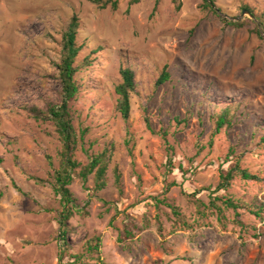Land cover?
Masks as SVG:
<instances>
[{"label": "rangeland", "instance_id": "rangeland-1", "mask_svg": "<svg viewBox=\"0 0 264 264\" xmlns=\"http://www.w3.org/2000/svg\"><path fill=\"white\" fill-rule=\"evenodd\" d=\"M156 1H121L113 11L89 0H0V264H264V223L249 212L227 211V228L210 216L174 233L161 203L195 224L198 200L208 206L237 162L260 180L235 176L213 196L264 200V0H210L215 14L204 0H160L153 13ZM245 6L254 18L236 21ZM74 16L84 49L70 107L84 137L65 245L54 192L62 146L54 123L28 110L60 103L56 63ZM122 67L136 74L129 123L116 109ZM165 70L171 79L157 86ZM239 103L233 127L214 135V117ZM104 152L106 186L97 190L96 171L86 181L80 174ZM98 238L100 256L88 249Z\"/></svg>", "mask_w": 264, "mask_h": 264}, {"label": "trees", "instance_id": "trees-1", "mask_svg": "<svg viewBox=\"0 0 264 264\" xmlns=\"http://www.w3.org/2000/svg\"><path fill=\"white\" fill-rule=\"evenodd\" d=\"M92 4L97 5L102 9L110 8L113 11L119 9L121 1L126 0H89ZM178 0H175L177 2ZM141 0H129L130 6L137 5ZM160 4V0L156 1V5L153 13H155ZM215 5V2H212ZM180 8V6H178ZM204 9L210 13L215 14L213 6H211L207 0H204ZM244 9L253 13L249 6H245ZM255 16V15H253ZM231 26L241 27L244 26L243 23L231 24ZM80 29V20L77 16H74L69 25L67 26L65 32L62 35L61 50L59 54V60L56 63V69L58 72V80L62 87L60 93V103L59 104H48L47 108L42 110L37 107L29 109V113L36 117L37 119L49 120L54 123L56 127V132L59 136V141L61 143L62 149L60 150L58 157L60 160V170L55 174L56 184L54 185V192L56 195L60 196L62 204V222H61V233L62 241L65 245L67 243L68 236V221L73 217V211H77L76 201L70 190V186L73 183V171L79 167L78 163L75 161L74 156L80 143V138L73 125V119L71 114V102L77 98L82 89V84L77 80V74L80 71V66H78V59L81 52L84 49V45L80 44L78 41ZM97 52H94V55ZM87 65H92L93 60L86 59ZM83 66V65H82ZM121 83L116 87L115 91L118 96L117 111L121 114L123 120L129 123L131 118V95L137 90L136 74L130 68L122 67L120 70ZM171 75L165 70L157 81V86L164 85L169 82ZM242 104H228L225 105L219 112L218 115L214 117L215 120V132L214 135H218L223 129H228L233 127L234 124V114L241 110ZM181 123L180 119H176ZM147 125L151 127L149 121L147 120ZM83 141V138H82ZM130 155L133 156V152L130 151ZM108 158L107 153H101L91 157V162L89 166L81 172V177L86 181L89 175L96 171V189L102 190L106 186V176L108 172ZM116 183L121 185V174L119 170L116 169ZM235 176L242 177L244 180L248 181H259L258 175L251 174L248 170L241 169L239 162L235 167L229 169L226 174L222 173L220 175V182L215 192L210 195L211 201L208 206L202 202H197L198 205V219L195 224H189L186 218L182 214L180 208L171 204L170 202L162 201L167 207L170 208L176 219L177 225L174 228V233L181 231H193L197 227H202L209 225V217L216 216L217 221L224 228H227V218L226 212L229 210L234 211L236 216L241 215L240 210H245L249 212L250 215L254 216L258 221L264 223V200L260 198H255L251 203L246 204L243 202H237L232 198L228 197H214L216 193L225 191L229 186L230 182L235 178ZM192 197V196H189ZM194 197V195H193ZM204 208V209H203ZM79 212V211H78ZM235 225L240 227L238 233H242L244 224L236 220ZM128 235L132 236L131 233ZM242 235V234H241ZM100 238L92 240L88 245V249L91 252H97L100 256Z\"/></svg>", "mask_w": 264, "mask_h": 264}, {"label": "water", "instance_id": "water-1", "mask_svg": "<svg viewBox=\"0 0 264 264\" xmlns=\"http://www.w3.org/2000/svg\"><path fill=\"white\" fill-rule=\"evenodd\" d=\"M207 2L211 6H213V8H214V5L212 4V2L210 0H207ZM246 14L249 15L251 18H254L253 15L250 14V12H248L247 10H245V11H243L242 16L240 18H238L236 21H240L242 19V17H244Z\"/></svg>", "mask_w": 264, "mask_h": 264}]
</instances>
